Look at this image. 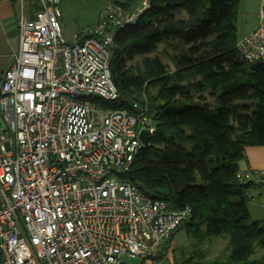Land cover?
I'll list each match as a JSON object with an SVG mask.
<instances>
[{
    "label": "built area",
    "instance_id": "2783aa9c",
    "mask_svg": "<svg viewBox=\"0 0 264 264\" xmlns=\"http://www.w3.org/2000/svg\"><path fill=\"white\" fill-rule=\"evenodd\" d=\"M254 28L235 49L245 63L264 62V0ZM119 5L68 43L60 0H16L18 45L0 81V264H160L190 218L145 196L132 164L155 132L146 96L120 101L110 72L116 33L148 10ZM78 36L75 37L77 39ZM148 130L145 147L139 140ZM264 185V170L238 174ZM247 203L254 197L248 189Z\"/></svg>",
    "mask_w": 264,
    "mask_h": 264
},
{
    "label": "trees",
    "instance_id": "16d2710c",
    "mask_svg": "<svg viewBox=\"0 0 264 264\" xmlns=\"http://www.w3.org/2000/svg\"><path fill=\"white\" fill-rule=\"evenodd\" d=\"M239 1L150 0L145 14L114 37L110 72L120 101L91 100L126 109L123 99L146 96L155 132L130 180L153 200L188 208L180 227L199 244L227 235L223 264H264V221L251 219L244 194L252 186L238 178L245 149L264 147V66L250 71L235 49ZM174 40L187 55L171 59L172 71L159 57H146L134 73L136 56ZM203 257L179 264H202Z\"/></svg>",
    "mask_w": 264,
    "mask_h": 264
},
{
    "label": "rangeland",
    "instance_id": "374dc122",
    "mask_svg": "<svg viewBox=\"0 0 264 264\" xmlns=\"http://www.w3.org/2000/svg\"><path fill=\"white\" fill-rule=\"evenodd\" d=\"M141 0H60L59 9L61 18L59 20L62 33L67 42H73V35L78 39L85 32L94 28L98 22L100 13L107 7L127 3L132 6L134 3L140 4ZM259 0H240L236 19L238 37L247 34L257 21ZM137 5V6H138ZM136 6V7H137ZM134 7V6H133ZM74 43V42H73ZM187 55V47L180 40L163 41L157 51L148 56H136L131 63L137 69L141 67L144 58L151 59L159 57L170 71L174 68L171 63L173 57ZM154 94L155 90L150 91ZM172 251L169 257L160 264H179L184 259L195 256L197 253L204 254L200 261L202 264H223L227 256L228 236L223 235L218 238H211L199 244L187 234L186 230L180 227L172 238ZM262 253V252H261ZM260 254V253H259ZM129 264H142L139 258H130Z\"/></svg>",
    "mask_w": 264,
    "mask_h": 264
},
{
    "label": "crops",
    "instance_id": "0c3cea01",
    "mask_svg": "<svg viewBox=\"0 0 264 264\" xmlns=\"http://www.w3.org/2000/svg\"><path fill=\"white\" fill-rule=\"evenodd\" d=\"M15 5L16 0H0V81L18 45ZM137 5L138 3H134L128 10H134ZM254 26L255 24L252 29ZM75 37L76 35H73V42L81 40V38L79 40ZM1 129H3V123L0 119ZM246 170H264V147H247L245 149V157L239 162V171ZM249 190L254 197L252 204L247 203L250 217L254 221L262 222L264 221V185L252 186Z\"/></svg>",
    "mask_w": 264,
    "mask_h": 264
},
{
    "label": "water",
    "instance_id": "95a60500",
    "mask_svg": "<svg viewBox=\"0 0 264 264\" xmlns=\"http://www.w3.org/2000/svg\"><path fill=\"white\" fill-rule=\"evenodd\" d=\"M264 66V62H257L254 64H251L249 66V70L250 71H255L257 68ZM139 140L140 142L143 144V146H147L149 141H150V136H149V132L148 130H141V132L139 133Z\"/></svg>",
    "mask_w": 264,
    "mask_h": 264
}]
</instances>
